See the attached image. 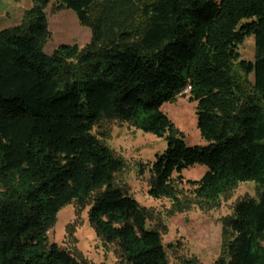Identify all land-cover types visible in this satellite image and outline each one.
Segmentation results:
<instances>
[{"label": "trees", "instance_id": "trees-1", "mask_svg": "<svg viewBox=\"0 0 264 264\" xmlns=\"http://www.w3.org/2000/svg\"><path fill=\"white\" fill-rule=\"evenodd\" d=\"M52 3L91 30L87 45L44 52ZM251 36L253 62L239 51ZM180 96L196 104L204 147L162 111ZM104 120L168 135L150 168L155 199H176L175 180L196 165L207 167L188 181L200 207L254 182L257 198L224 219L215 264H264V0H33L1 30L0 264H86L49 239L71 204L90 207L123 264H170L149 211L113 184L125 162L93 134Z\"/></svg>", "mask_w": 264, "mask_h": 264}, {"label": "rangeland", "instance_id": "rangeland-1", "mask_svg": "<svg viewBox=\"0 0 264 264\" xmlns=\"http://www.w3.org/2000/svg\"><path fill=\"white\" fill-rule=\"evenodd\" d=\"M219 1V0H218ZM33 0H0V31L18 26ZM50 38L44 48L51 55L60 45L76 44L83 48L91 41V30L80 25L71 10L46 9ZM243 60L253 62L256 57L255 40L251 36L240 48ZM162 111L173 122L177 136L188 146L204 147L206 141L197 128L196 104L188 97H178L175 103H164ZM93 134L125 162L122 172L115 175L113 184L125 188L150 213L148 227L160 230L170 264H215L223 252L224 219L234 215L235 206L244 199L257 198L254 182L239 186L222 195L212 205L200 207L195 188L188 181H198L207 167L196 165L182 172L183 181L175 180L176 199H155L150 194L151 166L158 154L168 147V135L160 138L144 133L118 121H102ZM177 178V176H174ZM89 210H78L75 204L64 208L49 232L50 242L60 248L80 254L86 264H123L114 244H105L97 236L89 221Z\"/></svg>", "mask_w": 264, "mask_h": 264}]
</instances>
